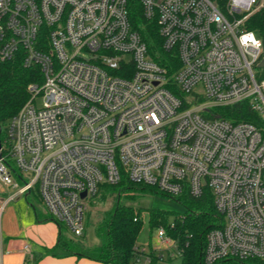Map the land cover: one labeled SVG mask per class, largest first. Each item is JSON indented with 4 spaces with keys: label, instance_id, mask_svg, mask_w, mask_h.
Returning <instances> with one entry per match:
<instances>
[{
    "label": "built area",
    "instance_id": "built-area-1",
    "mask_svg": "<svg viewBox=\"0 0 264 264\" xmlns=\"http://www.w3.org/2000/svg\"><path fill=\"white\" fill-rule=\"evenodd\" d=\"M138 1L168 66L134 29L130 0H0V60L21 54L43 76L6 126L0 181L9 199L38 195L76 239L88 202L123 176L175 199L210 192L223 225L207 234L204 264L264 259V137L217 113L248 102L264 115L263 41L259 52L238 42L261 0H228L232 18L219 0ZM155 244L138 245L132 264L164 249L180 259L166 227Z\"/></svg>",
    "mask_w": 264,
    "mask_h": 264
},
{
    "label": "trees",
    "instance_id": "trees-1",
    "mask_svg": "<svg viewBox=\"0 0 264 264\" xmlns=\"http://www.w3.org/2000/svg\"><path fill=\"white\" fill-rule=\"evenodd\" d=\"M226 1L219 0V7L223 11H226ZM130 15L134 29L141 34L153 58L159 64L168 66V61L172 62L173 57L162 49V39L158 33V26L156 23L149 22L144 18L138 0H130ZM243 26L246 30L254 31L262 39V59H264V6L249 16L244 21ZM170 73H173V70L170 69ZM257 78L258 81L264 82V68H257ZM42 80L43 76L39 66L26 67L21 54L11 61L0 60V126L2 127V145L6 138V129L3 131V126H7L10 119L18 113L28 100L29 85L42 83ZM217 113L221 118L235 124L246 122L255 125L264 137V115L254 111L248 102L232 107L218 108ZM104 190L112 191L116 198L115 205L109 216L97 226L102 245L97 248H91L80 243H72L68 238L69 236L63 234L65 226L56 222L60 229L57 245L68 254L90 258L103 264H132L143 221L138 218L140 214L132 207L121 204V197L129 196L134 192L158 193L159 191L150 186L135 184L126 176H123L122 181L118 185L103 186L101 192ZM176 199L182 200L187 210L184 214L176 217L173 222L175 224L173 229L164 223V213L154 209L148 211L150 224L152 227H166L168 235L177 241L178 249L180 250V254L177 253V258L181 259L180 264H204V248L207 234L213 228L221 227L223 218L217 212L210 192H206L201 199H193L187 195L181 199ZM70 236L73 237L72 235ZM81 239L76 240L81 241ZM157 260L155 259L153 264H157ZM173 260V258L170 259V261ZM216 264H264V259L239 260L230 258L221 260Z\"/></svg>",
    "mask_w": 264,
    "mask_h": 264
},
{
    "label": "crops",
    "instance_id": "crops-1",
    "mask_svg": "<svg viewBox=\"0 0 264 264\" xmlns=\"http://www.w3.org/2000/svg\"><path fill=\"white\" fill-rule=\"evenodd\" d=\"M6 188H3L4 195ZM50 221L55 220L48 212L38 213L29 195L25 196V202L20 197H7L6 201L1 202L0 264H103L68 254L59 248V225L55 221L58 228L56 234V228Z\"/></svg>",
    "mask_w": 264,
    "mask_h": 264
},
{
    "label": "rangeland",
    "instance_id": "rangeland-1",
    "mask_svg": "<svg viewBox=\"0 0 264 264\" xmlns=\"http://www.w3.org/2000/svg\"><path fill=\"white\" fill-rule=\"evenodd\" d=\"M228 0L226 1V11H222L229 17L232 18L231 14L229 13V9L227 8ZM264 6V0H261V4L259 7H256L253 9L249 14L245 15V18L247 19L249 16L254 14L256 11L261 9ZM245 19V20H246ZM244 20V21H245ZM242 29H245L244 26H242ZM246 30V29H245ZM37 104L39 106L42 105V99L41 97L38 99ZM6 125L3 126V131H5ZM6 186L0 181V204L7 200V197L9 198L15 190L12 188L7 187V193L4 195L3 188ZM115 198L116 195L112 194V191L104 190L101 192L98 197L94 200H90L88 212L85 217V225H86V233L84 237L81 239V241H78L71 237V233L68 231L66 227L63 228V234L65 236H69L68 238L73 243H80L82 245H87L91 248H97L102 245V239L98 232L97 226L99 223L109 216L110 212L112 211L114 205H115ZM29 199L32 201L33 204H35L38 213L46 214L47 209L45 205L42 203L40 198L36 196L35 194L29 195ZM20 200L25 202V196H20ZM121 204L127 205L132 207L137 213H139V219H142L143 221V227L142 231L139 235L137 245H144L149 250L151 247L155 248L159 245H156L157 241V231L159 227H152L150 224V216L148 211L151 209L160 211L164 213V223L172 224L176 217H178L181 214H184L186 212V207L183 204L182 200H177L175 198L165 196L164 194H161V192L158 193H148V192H134L129 196H122L121 197ZM53 223V225L56 228V234L58 232L57 224L55 221H50ZM49 223V222H48ZM163 258H158L157 264H180V259L170 261V256L168 252L164 249L162 251Z\"/></svg>",
    "mask_w": 264,
    "mask_h": 264
},
{
    "label": "clouds",
    "instance_id": "clouds-1",
    "mask_svg": "<svg viewBox=\"0 0 264 264\" xmlns=\"http://www.w3.org/2000/svg\"><path fill=\"white\" fill-rule=\"evenodd\" d=\"M238 42L241 48L245 51L256 50L257 52H259L262 47V41L260 39H257V35L254 31L242 33L239 37ZM256 58V56H253V62H255Z\"/></svg>",
    "mask_w": 264,
    "mask_h": 264
},
{
    "label": "water",
    "instance_id": "water-1",
    "mask_svg": "<svg viewBox=\"0 0 264 264\" xmlns=\"http://www.w3.org/2000/svg\"><path fill=\"white\" fill-rule=\"evenodd\" d=\"M260 68H264V59L262 60V62H261V64H260V66H259ZM1 133H2V127L0 126V157H1V155H2V141H1ZM86 196V194L84 193L83 194V197H85Z\"/></svg>",
    "mask_w": 264,
    "mask_h": 264
}]
</instances>
